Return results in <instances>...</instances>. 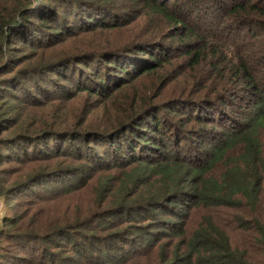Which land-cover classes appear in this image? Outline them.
<instances>
[{"label":"trees","instance_id":"16d2710c","mask_svg":"<svg viewBox=\"0 0 264 264\" xmlns=\"http://www.w3.org/2000/svg\"><path fill=\"white\" fill-rule=\"evenodd\" d=\"M263 130L264 0H0V264H264Z\"/></svg>","mask_w":264,"mask_h":264},{"label":"rangeland","instance_id":"374dc122","mask_svg":"<svg viewBox=\"0 0 264 264\" xmlns=\"http://www.w3.org/2000/svg\"><path fill=\"white\" fill-rule=\"evenodd\" d=\"M191 126H194V124H192ZM263 137H262V142L264 145V130H263ZM32 190H39L40 187L38 185H35V187H31ZM30 189L28 190H24L22 191L20 194L18 195H12L11 197H8V202H6L1 196H0V228L2 226V220L4 216H9L12 217L15 213V209L17 207L18 211V215L19 214H24L26 213V211L29 208H32L33 212L36 211V214H40L39 216L40 218L42 216H44L47 213H50L52 216H54L55 218L61 219V214L63 213H67L66 211H64L65 206L66 210L69 211L67 215H72L74 214V208H75V204L77 203L78 199L79 202H81V208H80V215L81 212L85 211L88 206H90V202H89V197L88 194L86 193V191L80 192L82 193L81 195H77V193H72L70 195H66V194H57L54 196H49V195H43V196H33L31 194ZM12 202V203H9ZM29 204H35L33 206H30ZM79 206V204H76V206ZM12 208L14 209V211L12 210ZM64 211V212H63ZM2 244L3 248H9L8 245H6V243L0 239V245ZM29 246H34V244L30 243ZM48 248H51L47 245ZM37 248V247H35ZM26 254L24 252H22V254L27 257V258H39V254L38 252H34L31 249H28ZM117 254V253H116ZM116 264V263H115Z\"/></svg>","mask_w":264,"mask_h":264}]
</instances>
